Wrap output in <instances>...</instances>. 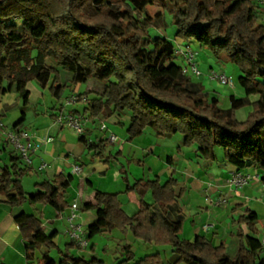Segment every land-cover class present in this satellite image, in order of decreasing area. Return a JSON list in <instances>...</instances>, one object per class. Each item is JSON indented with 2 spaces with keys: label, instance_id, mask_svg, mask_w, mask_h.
Here are the masks:
<instances>
[{
  "label": "trees",
  "instance_id": "obj_1",
  "mask_svg": "<svg viewBox=\"0 0 264 264\" xmlns=\"http://www.w3.org/2000/svg\"><path fill=\"white\" fill-rule=\"evenodd\" d=\"M156 5L172 17L177 40L197 42L216 58L225 57L238 67L243 98L232 97L231 107L224 109L203 83L183 74L182 66L173 63L174 42L150 34L154 26L148 7ZM259 9L251 0H0V96L16 91L23 97L18 127L30 102V82L43 90L49 88L61 111L66 83L59 70L72 75L75 88L98 81L104 84L101 92L93 98L89 93L94 90L84 94V118L90 122L129 113L130 142L147 129L155 130L159 139L181 135L183 146L197 147L201 160L217 161L222 149L226 162L237 171L255 169L264 181V25L258 22ZM251 96L259 100L253 103ZM246 107L253 110L245 121H239L236 112ZM99 130L102 135L96 140L84 134L79 141L93 158L110 164L122 154L107 153L108 129L102 131L100 126ZM10 163L0 166V196L6 197L9 207L48 204L59 214L71 208L66 194L72 176L60 174L29 194L23 180L31 169L21 166L15 152ZM121 174L125 194L139 196V211L130 217L123 210L121 194L97 192L94 202L82 207L95 214L87 229L89 241L119 230L131 232L147 245L170 246L179 255L175 264H264L262 240L240 231L231 235L236 241L233 256L225 243L216 247L203 236L193 242L182 240L185 216L176 179L131 183L124 166ZM148 193L153 204L145 200ZM14 222L25 242L28 264H106L96 257L75 255L74 241L58 247L56 233L48 235L36 215L22 211ZM258 223V215L249 208L233 220L253 235L260 233ZM53 251L59 261L52 257ZM122 253L117 264H164L160 253L137 259L130 245L123 246Z\"/></svg>",
  "mask_w": 264,
  "mask_h": 264
},
{
  "label": "crops",
  "instance_id": "obj_2",
  "mask_svg": "<svg viewBox=\"0 0 264 264\" xmlns=\"http://www.w3.org/2000/svg\"><path fill=\"white\" fill-rule=\"evenodd\" d=\"M251 1L256 2L260 7L258 22L264 25V4L258 3L257 0ZM208 71L214 72V67L210 66ZM235 88L233 91H236ZM73 91L79 96L85 94L82 90L77 92L74 89ZM209 91L212 96L218 98L221 107L226 109L231 107L232 97L236 99L244 97H239L233 92L225 96L218 93L217 96L211 89ZM6 96L0 99V119L5 124V130L0 129V166L11 165V154L15 152L5 135V131L29 128L35 134L34 141L37 143L47 137L53 138V142L42 144L34 155L35 161L33 167L30 168L32 172L24 178L23 187L30 194L36 191L37 185L46 181H53L60 174L72 176L73 180L67 191L66 199L71 206L73 203L79 205L78 223L85 230L94 222L95 214L84 212L82 207L86 203L94 202L97 192L121 194L120 201L123 210L130 217L138 213L139 196L136 193L125 194L126 185L121 174V167L124 166L128 171L131 183L154 179H160L164 183L171 178L178 181L176 193L185 216L181 234L182 240L193 242L197 236H203L216 247L222 243L229 247L234 241L231 235L239 231L245 235L264 240L260 233L253 235L246 226L233 224L235 217L243 214L246 208L258 215L260 223L262 220L261 211H258L257 207L259 206L256 202L258 199L264 201V181L262 179L253 181L241 191H233L229 185V179L237 169L226 162L223 154H218V160L215 162H205L197 155V147L187 148L183 146L184 139L181 135L159 139L153 129H147L141 137L130 142L127 130L131 115L125 113L120 117L104 115L100 121L89 122L85 125V136L90 140H96L102 135L99 130L102 124L107 126L108 134H115L118 137L119 140L116 144H109L107 153L115 154L119 151L122 157L110 164H105L102 159H95L93 154L85 151L84 145L79 141L80 136L72 127L56 122L55 115L56 112L60 111V104L55 103L51 107V111L41 109L40 111L29 112L28 107L24 108V121L16 127L23 118L22 114L17 122L12 125H7V123L10 122V116H14L17 112L15 109L21 108L20 103H9ZM92 97L89 96V98ZM250 100L253 103L257 102L259 96H251ZM17 104L18 106L14 107ZM29 104H31V100ZM80 105L84 107L83 110L78 106L76 108L70 106L72 107L71 112L78 118L85 117L83 112L87 106L84 102H80ZM65 106L66 104L63 105L62 110L69 108V106ZM247 108L252 109L251 107ZM169 158L172 163L168 161ZM43 162L47 164V167L43 171H39L38 169ZM76 165L81 166L82 172L74 176L71 172ZM21 166L24 167V165ZM242 172L256 173L258 171L249 169ZM145 200L149 204H153L152 194L148 193ZM222 200H227V203L220 204L219 202ZM255 200L256 202H253ZM240 206L242 209H239ZM22 211L41 218L48 235L56 233L54 241L58 247L63 249L67 243L73 242L68 235L67 224L71 208L62 214H59L56 209L48 204H39L34 207L25 204L22 209H12L6 204V197L0 196V264H28L25 242L14 222V217ZM259 223L258 229L261 232ZM101 235L103 237L102 243H105L103 246L101 243L102 247L95 242V239H92L90 240L92 242V244L90 242V255H83V252L80 251L79 256L87 259L96 257L106 264H111L109 262L114 264L123 258V246L130 245L134 250L136 239L131 232L123 233L114 230ZM63 238L65 241L68 238V241L64 242ZM109 242L112 243V248L115 250L113 257L108 256L110 251H107L108 248L106 249L105 246ZM152 246L147 249H155V245ZM156 250L162 255L164 264H175L179 259V255L170 246H158ZM119 251L122 257L117 256ZM56 260L59 261L60 256Z\"/></svg>",
  "mask_w": 264,
  "mask_h": 264
},
{
  "label": "rangeland",
  "instance_id": "obj_3",
  "mask_svg": "<svg viewBox=\"0 0 264 264\" xmlns=\"http://www.w3.org/2000/svg\"><path fill=\"white\" fill-rule=\"evenodd\" d=\"M148 11L153 18V26L154 27L150 31V34L153 38L162 37V38L168 39L169 41L174 42V44L176 46L180 45L181 43L182 44H188L189 43V42H182L180 40H177V38H176L177 27L173 23L172 17L170 15L165 14L157 5L148 7ZM158 14H160L161 16L157 17ZM190 45H191L192 50H194L198 54L196 61L199 64V69H200L201 74H202L200 77H195V76L190 74L189 76L191 78H193L195 81L203 83V85L206 88V92H208L209 94L211 93L209 91L211 89L212 91L215 92V94L217 96H218V93H220L222 96H225V95L232 94V92L235 93L236 95H238L239 97L244 96V91L239 86V83H238V77L240 76V71L236 65L227 61V59L225 57H223V59L222 58L221 59L216 58L210 50L201 46L197 42L190 43ZM35 55H36V53H35ZM173 63L175 65H178V66H183V60L181 57H177L176 59H174ZM45 64H47L49 66H55V63L52 60H45ZM210 66L214 67V72H217L219 74H223V73L226 74L232 80L234 86L236 87L235 88L236 91H233L234 89H232L228 86L220 85L217 81L211 80L209 77L210 71H208ZM59 71L62 75L63 81L66 83V88L64 90L61 103L63 105H65L66 102L68 101L69 97L71 98V97L75 96V97L79 98L78 103L73 104V105H66V106H69V108H66L68 111H72V107L76 108V106L80 107L81 110H83V108H84L82 105H80V102L84 101L85 96L84 95L79 96L78 94H76L73 91L74 89H76L77 92L82 90L83 93L87 92V91L91 92V90H94L93 94L92 93H89V94H90V96L95 97V95L98 92H101V90L104 86L103 83L92 80V81L88 82L87 84H83V85L75 88L71 83L72 75L63 71V70H59ZM27 89H28V91H30V94H31L30 95L31 104L28 105L29 112L30 111L34 112L35 110L40 111L41 109H45V110L48 109L51 111V107H53V105L55 103H57V101L50 94L49 88H47L46 90H43L42 88L39 87V85L35 81L30 82L28 84ZM6 95H7L6 99H7V101H9V103L16 104V102L17 103L19 102L20 107H21V108H17V109L14 108L17 112H15L14 116H12V115L10 116V122L7 123V125H12L13 123L18 121L19 117L21 116V114L23 112V108H22L23 107V97H21V95L19 93H17L16 91L10 92ZM3 97L4 96H0V99H2ZM17 98H19L18 101H17ZM17 106H18V104L14 105V107H17ZM70 106H72V107H70ZM226 107H227V105H226ZM224 109H226V108H224ZM250 110L252 112L253 108L250 109V108L246 107V108H243L241 110H238L236 112L237 119L239 121H245L247 119L248 115L251 113V112L249 113ZM129 125H130V123H129ZM129 125H128V127H129ZM218 154H223L222 149L218 150ZM252 174H258V172L252 173ZM164 183H166V182H164ZM253 202H256V200ZM256 203H258L259 207H257V208L259 209L258 211H261L260 215L262 217V220H260V223H259V227L261 229L260 235H261V237H264V201L261 199H258ZM27 204L29 205V203H27ZM64 238H63V240H64ZM102 238H103L102 235H99L93 239H95L96 240L95 242H97L99 244V246H101V243L103 242ZM232 239L234 241L228 247V254L230 256H233L235 253V250H236V241L234 238H232ZM67 241H68V238L66 241L64 240V242H67ZM90 242L91 241H89V244H90ZM114 243H115V241H114ZM91 244H92V242H91ZM91 244H90L88 249L76 248L73 251V253L75 255L79 256L80 251H81V252H83V255L89 256ZM104 244L105 243H102V246ZM111 244L112 243L109 242L105 246H106V249L108 248L107 251H110L108 256L113 257V253L115 250H113V248H112L113 246ZM147 246H149V247H147ZM151 246H152V244L147 245V244H144L142 241L135 240L133 252L136 254L137 259H142L146 255H151V254L157 253L156 248H158V246L155 245V249L153 248V250L147 249V248H150ZM120 253L121 252L119 251L117 254L118 257H122V256H120ZM261 255H264V254L262 253ZM52 257L54 259H59V256H58L56 251L53 252ZM114 258L116 259V257H114ZM118 262L119 261H116L114 264H117ZM109 263L112 264V262H109Z\"/></svg>",
  "mask_w": 264,
  "mask_h": 264
},
{
  "label": "built area",
  "instance_id": "obj_4",
  "mask_svg": "<svg viewBox=\"0 0 264 264\" xmlns=\"http://www.w3.org/2000/svg\"><path fill=\"white\" fill-rule=\"evenodd\" d=\"M258 3L264 4V0H257ZM197 52L192 50L190 43L175 45V56L181 57L183 60L182 72L184 75L189 76L190 74L195 77H200L201 71L199 64L196 61ZM210 79L217 81L222 86H228L232 89L235 88L232 80L226 74H219L217 72H211L209 75ZM78 97H71L66 102V105H73L78 103ZM56 122L60 125H69L72 127L79 136L85 134V125L90 121L87 118H78L74 113L67 109L56 112ZM0 129L5 130V124L0 119ZM105 124L101 125V130H107ZM5 135L9 143L13 146L14 151L20 156L21 161L25 167L31 168L34 164V155L39 150L42 144L51 143L54 141L53 138L47 137L41 140L39 143L34 141L35 134L29 128L20 130H9L5 131ZM109 144H116L118 137L115 134L108 135ZM47 167L46 163H42L39 167V171H43ZM82 172V168L76 165L72 169V175H79ZM259 174L244 173L242 171H236L229 179V185L233 191H241L243 188L248 186L253 181H259ZM220 204H226L227 200H222ZM80 207L77 203H73L71 206V213L67 218L68 224V235L72 241L81 249H86L89 246L88 233L81 224L78 223ZM262 253L264 254V240L261 241Z\"/></svg>",
  "mask_w": 264,
  "mask_h": 264
}]
</instances>
